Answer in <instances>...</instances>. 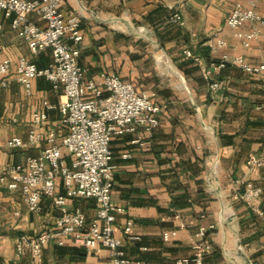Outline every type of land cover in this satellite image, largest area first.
Segmentation results:
<instances>
[{
	"label": "crops",
	"instance_id": "crops-1",
	"mask_svg": "<svg viewBox=\"0 0 264 264\" xmlns=\"http://www.w3.org/2000/svg\"><path fill=\"white\" fill-rule=\"evenodd\" d=\"M238 1L248 2L63 0V9L81 14L84 37L79 64L87 69L86 77L100 79L104 73L116 72L139 91H155V100L165 103L160 125L151 134L142 133L143 146L132 143L137 135L132 132L114 135L110 143L116 164L111 198L126 207L117 221L131 218L134 232L141 236L137 245L147 247L141 251L126 244L132 264H176L178 258L191 254L190 238L200 224L214 225L206 233L213 251L204 264H264V219L240 198L246 184L264 188V120L255 110L263 98L262 80L227 65L217 75L222 87L212 94L199 66L184 53L187 48L209 61L226 52L241 54L253 64L264 62V23L259 38L249 46L241 45L225 24ZM255 1L264 19V0ZM168 2L180 9L184 26L169 20L173 10ZM30 19L44 24L33 14ZM243 27L252 25L247 22ZM219 37L228 45L213 51L210 43ZM22 55L40 68L51 61L50 49L32 55L0 11V61L9 57L16 63ZM14 76L9 87H0V135L26 138L31 112L43 99L56 106L47 113V127L63 134L62 89H53L39 77L33 82V95L27 97ZM39 151L40 146L0 148V161H25ZM125 153L131 155L124 157ZM251 156L260 163L251 165ZM57 190L65 192L61 180ZM41 204L40 213L28 212L19 190L0 188V264L34 263L29 251L17 257L15 245L20 233L34 235L55 224L58 211L51 199L44 196ZM69 204L80 208L88 222L96 215L93 198L76 197ZM165 230H176L177 235L165 242ZM42 264H110L109 250L102 245L88 250L71 242H50L43 248Z\"/></svg>",
	"mask_w": 264,
	"mask_h": 264
},
{
	"label": "built area",
	"instance_id": "built-area-1",
	"mask_svg": "<svg viewBox=\"0 0 264 264\" xmlns=\"http://www.w3.org/2000/svg\"><path fill=\"white\" fill-rule=\"evenodd\" d=\"M63 0H0V11L10 19V26L29 47L32 55L38 56L46 49L51 50V61L45 67H38L27 56H20L17 62L9 57L0 61V87L7 88L14 78L23 86L27 97L33 95V82L44 77L53 89H62L60 126L65 128L59 134L57 128L47 127L48 111L56 108L48 99H43L31 112L27 137L0 135V148L27 149L40 146L39 154L25 161L5 163L0 161V188L19 190L28 212L42 211V198L51 199L58 215L55 224L34 235L20 233L16 239V256L29 251L33 264L43 263V248L50 242L63 245L71 242L88 250L102 245L109 250L110 264H132L126 244L138 246L145 251V245H137L141 236L134 232L131 218L117 221L119 214L126 213V207L112 201L114 184L113 154L110 147L114 135L136 133L132 143L143 146V135L151 134L161 123L165 103L155 100V91H139L134 84L123 80L116 72L104 73L100 79L86 77L87 69L79 64V44L83 40L80 31L81 14L62 8ZM173 12L169 20L184 26L182 12L175 4L168 2ZM33 14L44 21L40 25L30 19ZM252 27L245 29V23ZM264 23L255 0L247 4L236 2L225 18L240 44L249 46L259 38V26ZM228 42L216 38L210 43L213 51L225 48ZM184 53L198 66L202 78L212 94L222 87L217 75L227 65L259 76L263 84V98L255 110L264 120V62L253 64L241 54L221 53L217 59L206 60L189 49ZM16 121V118H13ZM43 143H45L43 145ZM125 153L124 157H129ZM67 158H70L68 164ZM251 165L260 161L251 156ZM61 180L65 192L57 190ZM93 198L97 211L91 221L78 207H71L72 198ZM241 200L264 219V188L246 184L240 193ZM19 216L20 212H14ZM181 226H184L181 222ZM213 224H200L191 236L190 255L178 258L176 264H204L205 257L213 251L205 241L206 233ZM177 235L176 230H165V242Z\"/></svg>",
	"mask_w": 264,
	"mask_h": 264
},
{
	"label": "rangeland",
	"instance_id": "rangeland-1",
	"mask_svg": "<svg viewBox=\"0 0 264 264\" xmlns=\"http://www.w3.org/2000/svg\"><path fill=\"white\" fill-rule=\"evenodd\" d=\"M165 72H167L168 71V69L167 68H165V70H164ZM179 77H180V74H179V72L178 71H176L175 72ZM171 78L173 79V80H175V82H177V83H179V79L175 76V75H172L171 76ZM67 162H68V164L70 163V158H67Z\"/></svg>",
	"mask_w": 264,
	"mask_h": 264
}]
</instances>
